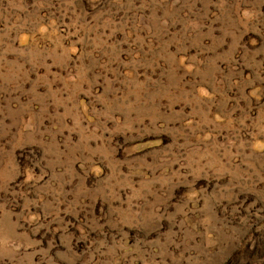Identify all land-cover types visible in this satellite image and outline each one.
I'll list each match as a JSON object with an SVG mask.
<instances>
[{
    "label": "rangeland",
    "instance_id": "obj_1",
    "mask_svg": "<svg viewBox=\"0 0 264 264\" xmlns=\"http://www.w3.org/2000/svg\"><path fill=\"white\" fill-rule=\"evenodd\" d=\"M0 264H264V0H0Z\"/></svg>",
    "mask_w": 264,
    "mask_h": 264
}]
</instances>
